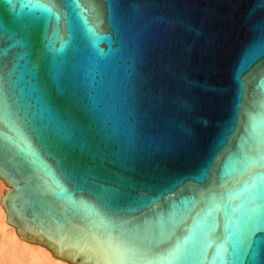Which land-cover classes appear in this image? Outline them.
I'll return each instance as SVG.
<instances>
[{
  "label": "water",
  "instance_id": "95a60500",
  "mask_svg": "<svg viewBox=\"0 0 264 264\" xmlns=\"http://www.w3.org/2000/svg\"><path fill=\"white\" fill-rule=\"evenodd\" d=\"M0 69L21 240L70 264H264V0H0Z\"/></svg>",
  "mask_w": 264,
  "mask_h": 264
},
{
  "label": "bare ground",
  "instance_id": "6f19581e",
  "mask_svg": "<svg viewBox=\"0 0 264 264\" xmlns=\"http://www.w3.org/2000/svg\"><path fill=\"white\" fill-rule=\"evenodd\" d=\"M7 185L0 179V197ZM6 221V213L0 205V264H70L55 258L44 246L21 240L16 228Z\"/></svg>",
  "mask_w": 264,
  "mask_h": 264
},
{
  "label": "snow or ice",
  "instance_id": "6c2138e0",
  "mask_svg": "<svg viewBox=\"0 0 264 264\" xmlns=\"http://www.w3.org/2000/svg\"><path fill=\"white\" fill-rule=\"evenodd\" d=\"M0 94H3V97H4V78H3V74H2V69H0ZM6 110V104H5V101L3 100V104L0 105V111H4ZM49 175H53V173L51 172V170H49ZM58 183V181H57ZM253 187H255V185H253ZM254 199H255V196H253L249 203H253L254 204ZM255 204H254V207H253V210H255ZM248 253L246 252L245 255H247ZM253 254H254V251H253Z\"/></svg>",
  "mask_w": 264,
  "mask_h": 264
}]
</instances>
